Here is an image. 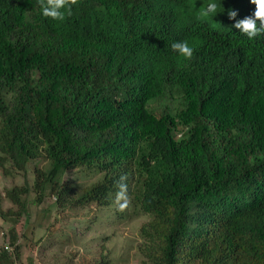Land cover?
<instances>
[{"label": "trees", "instance_id": "obj_1", "mask_svg": "<svg viewBox=\"0 0 264 264\" xmlns=\"http://www.w3.org/2000/svg\"><path fill=\"white\" fill-rule=\"evenodd\" d=\"M219 3L204 20L203 0H66L58 21L38 0H0V169L46 162L5 190L16 210L0 197L14 249L0 264L20 261L32 193L114 208L107 222L146 215L143 264H264V35L234 28L250 0Z\"/></svg>", "mask_w": 264, "mask_h": 264}, {"label": "rangeland", "instance_id": "obj_2", "mask_svg": "<svg viewBox=\"0 0 264 264\" xmlns=\"http://www.w3.org/2000/svg\"><path fill=\"white\" fill-rule=\"evenodd\" d=\"M45 163L43 160L38 165V161H33L25 172L14 171L10 175L0 169V197L4 210L17 208L5 196V190L32 184L36 165L44 167ZM66 177L87 181L76 170L67 172ZM91 178L88 180L97 177ZM33 197L34 193L27 197V213L14 225L21 245V258L17 264H28L30 257L34 264H98L103 259L109 264H143L138 246L141 243L140 226L148 220L146 215L120 221L112 218L107 222L106 218L114 215V208H97L92 203L84 208L61 211L53 206L52 197L39 205L32 203ZM11 228V221L0 217V249L7 243Z\"/></svg>", "mask_w": 264, "mask_h": 264}, {"label": "clouds", "instance_id": "obj_3", "mask_svg": "<svg viewBox=\"0 0 264 264\" xmlns=\"http://www.w3.org/2000/svg\"><path fill=\"white\" fill-rule=\"evenodd\" d=\"M41 13L45 17H51L54 20L63 21L65 12L61 9H66V0H38ZM251 4L255 5L254 12L243 19L238 20L234 24V28L249 40L264 35V0H250ZM219 0H207L206 6L203 5L198 11L197 18L207 20L214 18L219 12ZM227 15L230 19H235L238 15L235 10H228ZM171 51L184 59H191L193 48L187 41H174L170 45ZM123 191L118 194L122 196ZM10 244V243H9Z\"/></svg>", "mask_w": 264, "mask_h": 264}, {"label": "built area", "instance_id": "obj_4", "mask_svg": "<svg viewBox=\"0 0 264 264\" xmlns=\"http://www.w3.org/2000/svg\"><path fill=\"white\" fill-rule=\"evenodd\" d=\"M4 248L8 250L10 253L13 252V247L9 244V237L7 238V243L4 245Z\"/></svg>", "mask_w": 264, "mask_h": 264}]
</instances>
